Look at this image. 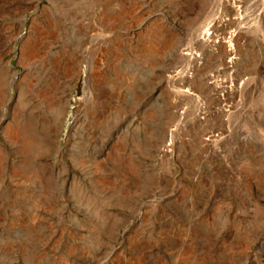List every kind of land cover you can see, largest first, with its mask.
Here are the masks:
<instances>
[{
  "label": "rangeland",
  "instance_id": "rangeland-1",
  "mask_svg": "<svg viewBox=\"0 0 264 264\" xmlns=\"http://www.w3.org/2000/svg\"><path fill=\"white\" fill-rule=\"evenodd\" d=\"M219 7L0 0V264H264V0L227 111L226 49L198 41ZM185 47L203 52L194 78L167 79ZM209 196L233 200L211 211L227 225Z\"/></svg>",
  "mask_w": 264,
  "mask_h": 264
},
{
  "label": "built area",
  "instance_id": "built-area-1",
  "mask_svg": "<svg viewBox=\"0 0 264 264\" xmlns=\"http://www.w3.org/2000/svg\"><path fill=\"white\" fill-rule=\"evenodd\" d=\"M220 3V7L216 10L215 15L211 19L210 23L206 26V28L200 33L198 37V41L209 48L210 51L215 52L216 48L221 44L226 49V57L225 62L230 60L231 63L223 67V73L221 76L226 74L233 73V66L238 61V55L235 51L234 44L232 39L238 33H240L239 29L243 31L249 30L255 25L258 24L259 18L262 14L263 10V0H215ZM249 25H247V23ZM219 26V27H216ZM241 30V32H243ZM181 54L187 58L188 62L182 67H174L172 68L165 77L170 80H176L181 78L185 80V82L194 78V71L197 66H199L203 61V52L198 48L185 47L181 51ZM208 79L213 80L220 77L217 72H212L208 74ZM183 92L186 94H190L189 86H185L182 88ZM199 107H204L203 102H201L198 98L196 99V108L194 116L198 121H203L206 112L204 114L199 113ZM178 119L177 121L169 128L167 134V140L165 143V147L163 152L166 154L171 153V147L173 143L176 142L175 139V130L179 127H182L183 117H184V109L177 111ZM165 148H167L165 150ZM228 178L234 181L233 177L228 174ZM210 203L212 202V207L208 213L204 215L205 218H209V224H219V225H227L228 224V214L226 213H213L211 211L219 210L220 212H224V210L231 209L233 205V200L229 198L223 197H213L209 196ZM215 205V206H214ZM217 207V208H216ZM213 217L220 219V221L213 222Z\"/></svg>",
  "mask_w": 264,
  "mask_h": 264
},
{
  "label": "bare ground",
  "instance_id": "bare-ground-1",
  "mask_svg": "<svg viewBox=\"0 0 264 264\" xmlns=\"http://www.w3.org/2000/svg\"><path fill=\"white\" fill-rule=\"evenodd\" d=\"M250 22L251 21H249L247 23V25H249ZM216 27H219V26L216 25ZM239 30L241 32L242 29H239ZM232 42L234 44V48H235V51L237 53V49L239 47L238 45H241V41L238 38V36L236 35V36L233 37ZM237 55H238V53H237ZM226 59H227V57H225V60ZM230 60L226 61L225 65L228 66V64L231 63ZM228 68H229V66H228ZM233 68H234V66H233ZM234 73L235 72L233 71V73H231V74L223 75L222 76V80L219 83H215V81L212 82L213 84H211V85H212V88H213V96L216 99V104H215L214 108L212 107L213 111H216V110H218V111L219 110L227 111L226 109H228L230 107L231 103L233 102V95H234V92H235V90L237 88V82L240 79V77L238 75H235ZM159 95H160V90H159V87H158V91L156 92V97H158ZM198 109L200 110L199 111L200 114H204L206 111H209V109L205 108V106L203 108L199 107ZM219 134H221V133H219ZM214 137L215 136H214L213 132H208L207 134H205V140L206 141H208V140H210L211 138H214ZM164 147L161 148V150H160L161 152H163ZM166 149L167 148H165V150Z\"/></svg>",
  "mask_w": 264,
  "mask_h": 264
}]
</instances>
